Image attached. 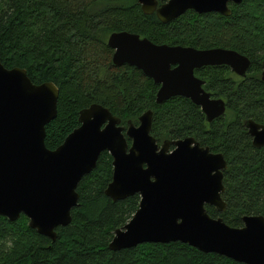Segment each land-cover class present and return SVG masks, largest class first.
Returning a JSON list of instances; mask_svg holds the SVG:
<instances>
[{
	"label": "trees",
	"instance_id": "trees-1",
	"mask_svg": "<svg viewBox=\"0 0 264 264\" xmlns=\"http://www.w3.org/2000/svg\"><path fill=\"white\" fill-rule=\"evenodd\" d=\"M228 5V16L189 9L162 23L155 13L144 14L137 0H0V61L7 68H24L35 84L57 86V114L45 125L49 149L79 125L81 109L98 103L124 126L137 124L139 115L152 109L150 133L158 144L192 136L222 153L226 208H205L239 227L243 215L264 216V146L252 145L244 125L248 119L264 125V0ZM123 30L159 44L234 49L249 58L250 66L244 76L227 65L195 69L203 88L226 104L223 115L208 122L188 98L174 96L157 104L158 84L135 66L112 63L107 38ZM111 177L112 157L103 151L77 186L71 222L56 228L53 241L30 228L23 214L14 221L0 216V264H244L179 241L110 250L114 230L139 203L138 194L117 201L105 195Z\"/></svg>",
	"mask_w": 264,
	"mask_h": 264
},
{
	"label": "water",
	"instance_id": "water-1",
	"mask_svg": "<svg viewBox=\"0 0 264 264\" xmlns=\"http://www.w3.org/2000/svg\"><path fill=\"white\" fill-rule=\"evenodd\" d=\"M241 1L137 0L144 14L155 13L162 23L189 9L228 16L229 2ZM107 45L114 65L135 66L159 85L157 104L177 95L188 98L208 122L223 115L226 104L205 91L194 70L227 65L244 76L250 66L249 58L234 49L159 44L124 30L110 33ZM260 77L264 81V62ZM58 95L52 81L35 84L24 68H7L0 61V216L14 221L23 214L30 228L55 240L56 228L71 222L80 180L107 151L112 177L105 195L113 201L139 195L135 212L114 230L110 250L179 241L244 264H264L263 215H243L242 225L234 227L206 211L205 204L219 212L226 208L221 193L227 163L222 153L192 136L158 144L150 133L152 109L139 115L137 124L128 121L124 126L98 103L81 109L79 125L49 149L45 125L56 117ZM244 125L252 145L264 146V125L252 119Z\"/></svg>",
	"mask_w": 264,
	"mask_h": 264
},
{
	"label": "flooded vegetation",
	"instance_id": "flooded-vegetation-1",
	"mask_svg": "<svg viewBox=\"0 0 264 264\" xmlns=\"http://www.w3.org/2000/svg\"><path fill=\"white\" fill-rule=\"evenodd\" d=\"M198 69V68H197ZM231 70V69H230ZM195 71V70H194ZM195 73V72H194ZM197 76V75H196ZM239 76V75H238ZM198 77V76H197ZM198 78H200V77H198ZM201 79V78H200ZM203 80V79H202ZM204 81V80H203ZM204 85V84H203ZM206 91V90H205ZM208 92V91H207ZM178 96V95H177ZM212 96V95H211ZM174 97V96H173ZM213 97V96H212Z\"/></svg>",
	"mask_w": 264,
	"mask_h": 264
}]
</instances>
